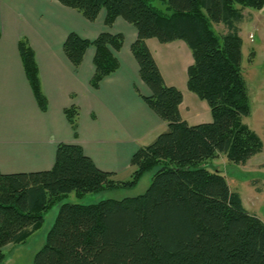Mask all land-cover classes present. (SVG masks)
<instances>
[{
    "label": "trees",
    "instance_id": "16d2710c",
    "mask_svg": "<svg viewBox=\"0 0 264 264\" xmlns=\"http://www.w3.org/2000/svg\"><path fill=\"white\" fill-rule=\"evenodd\" d=\"M95 21L106 12L107 29L94 39L71 31L63 51L79 67L87 50L95 48L91 85L115 73L125 41L111 28L121 17L137 30L131 51L139 64L141 80L151 93L146 104L168 128L131 157V175L99 168L81 145L60 143L49 170L2 173L0 171V264L4 247L20 244L37 230L46 213L69 193L78 197L106 189L135 187L154 172L147 191L122 199L97 203L68 202L48 232L33 264H264V221L244 205L224 171L208 165L225 156L245 165L264 149V141L243 117L251 114V99L243 72L240 23L246 8L261 10L264 0H57ZM214 24L227 28L218 33ZM183 40L192 51L187 85L205 100L212 120L189 124L180 110L182 91L168 85L147 45ZM23 68L34 97L45 111L36 53L27 37L18 42ZM77 134L79 107L65 108Z\"/></svg>",
    "mask_w": 264,
    "mask_h": 264
},
{
    "label": "crops",
    "instance_id": "0c3cea01",
    "mask_svg": "<svg viewBox=\"0 0 264 264\" xmlns=\"http://www.w3.org/2000/svg\"><path fill=\"white\" fill-rule=\"evenodd\" d=\"M105 15L103 10L97 20L89 21L57 0H0L2 173L49 170L54 165L57 146L64 142L81 145L99 168L127 180L134 152L167 130L168 123L137 92L138 89L143 95L151 93L140 78L139 64L131 51L137 38L132 24L119 17L108 28L112 33H123L125 41L116 54L119 69L106 77L98 89L91 85L95 48L87 50L79 67L65 55L63 44L68 34L74 31L88 39L96 38L107 29ZM22 36L28 38L36 53L48 98L45 111L39 107L23 68L18 48ZM147 45L165 82L183 93L180 106L183 118L189 124L211 121V110L189 92L187 71L193 55L187 43L183 40L161 43L150 38ZM73 104L80 113L77 134L64 113ZM9 260L6 257L4 261Z\"/></svg>",
    "mask_w": 264,
    "mask_h": 264
},
{
    "label": "rangeland",
    "instance_id": "374dc122",
    "mask_svg": "<svg viewBox=\"0 0 264 264\" xmlns=\"http://www.w3.org/2000/svg\"><path fill=\"white\" fill-rule=\"evenodd\" d=\"M151 3L162 10H167V4L160 0H153ZM244 13V20L239 25L243 39V72L251 99V114L243 117V121L264 141V7L261 10L246 8ZM214 28L220 34L227 32V28L222 24H214ZM189 92L198 97L192 91ZM203 101L210 110L208 103ZM247 163L237 165L225 156L208 161V165H215L225 172L231 188L241 192L246 208L264 221V149ZM153 173V171L146 173L132 188L106 189L101 192L86 193L83 197H78L75 192L69 193L46 213L42 227L34 232L26 242L16 244L20 245L18 248H4L6 257H10V260L3 261L1 264H33L36 254L46 244L48 232L62 204L79 201L90 204L109 198L122 199L143 194L151 184Z\"/></svg>",
    "mask_w": 264,
    "mask_h": 264
}]
</instances>
